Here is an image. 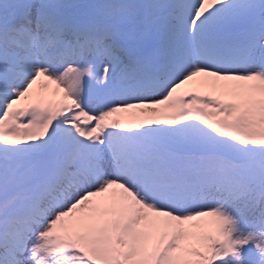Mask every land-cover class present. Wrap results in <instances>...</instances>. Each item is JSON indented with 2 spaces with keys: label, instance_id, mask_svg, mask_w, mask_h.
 <instances>
[{
  "label": "snow or ice",
  "instance_id": "snow-or-ice-1",
  "mask_svg": "<svg viewBox=\"0 0 264 264\" xmlns=\"http://www.w3.org/2000/svg\"><path fill=\"white\" fill-rule=\"evenodd\" d=\"M0 264H264V0H0Z\"/></svg>",
  "mask_w": 264,
  "mask_h": 264
},
{
  "label": "rangeland",
  "instance_id": "rangeland-1",
  "mask_svg": "<svg viewBox=\"0 0 264 264\" xmlns=\"http://www.w3.org/2000/svg\"><path fill=\"white\" fill-rule=\"evenodd\" d=\"M86 3H88L87 5H92V4H98L99 2L101 3H105V2H110V0H84ZM120 2H126V3H135V0H120ZM141 2V1H140ZM149 2H154V0H147L146 3ZM159 2H164V0H159ZM86 5V6H87Z\"/></svg>",
  "mask_w": 264,
  "mask_h": 264
},
{
  "label": "trees",
  "instance_id": "trees-1",
  "mask_svg": "<svg viewBox=\"0 0 264 264\" xmlns=\"http://www.w3.org/2000/svg\"><path fill=\"white\" fill-rule=\"evenodd\" d=\"M249 259H251V260L254 261V262L258 261V257L255 256V255H250V256H249Z\"/></svg>",
  "mask_w": 264,
  "mask_h": 264
}]
</instances>
